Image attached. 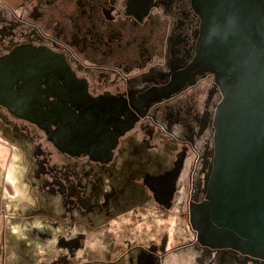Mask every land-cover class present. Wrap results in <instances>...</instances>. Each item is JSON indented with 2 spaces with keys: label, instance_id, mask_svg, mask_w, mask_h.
Here are the masks:
<instances>
[{
  "label": "flooded vegetation",
  "instance_id": "flooded-vegetation-1",
  "mask_svg": "<svg viewBox=\"0 0 264 264\" xmlns=\"http://www.w3.org/2000/svg\"><path fill=\"white\" fill-rule=\"evenodd\" d=\"M201 2L0 0V59L18 49L49 50L63 57L92 97L115 99L118 110L125 105L128 116L137 118L110 159L100 163L59 150L44 131L0 105L2 131L32 144L26 171L23 152H14L5 178L13 188L0 189V264L10 263L6 256L15 241L19 257L12 264H74L80 250L88 251L83 242L98 219L108 221L127 210L134 215L145 201L156 210L170 209L186 167L185 213L194 237L183 248L192 247L200 264H264L246 261L230 248L202 246L190 224V209L204 201L213 170L214 118L222 99L220 78L196 60ZM164 141L168 164L155 159ZM177 169L171 206L165 208L158 194L163 191L155 195L150 188L161 187L158 177ZM1 194L4 201L33 203L24 201L9 214ZM125 242L126 254L112 258L106 252L105 264H118L124 255L127 262L119 264H162L171 249L167 235L158 242ZM34 245L43 254L37 262L31 256Z\"/></svg>",
  "mask_w": 264,
  "mask_h": 264
},
{
  "label": "water",
  "instance_id": "water-1",
  "mask_svg": "<svg viewBox=\"0 0 264 264\" xmlns=\"http://www.w3.org/2000/svg\"><path fill=\"white\" fill-rule=\"evenodd\" d=\"M200 60L220 78L215 155L204 201L190 209L198 242L264 262V0H201ZM18 49L0 59V105L36 125L59 150L107 162L137 120L92 97L62 56ZM121 121V123H117ZM179 170L159 176L171 206Z\"/></svg>",
  "mask_w": 264,
  "mask_h": 264
},
{
  "label": "rangeland",
  "instance_id": "rangeland-1",
  "mask_svg": "<svg viewBox=\"0 0 264 264\" xmlns=\"http://www.w3.org/2000/svg\"><path fill=\"white\" fill-rule=\"evenodd\" d=\"M130 133L132 132H129L128 134ZM5 134L6 133H4L2 131V128L0 127L1 193L5 191V185H7L5 186V188H13L12 184L6 181L7 179H5L11 163V159L13 157V153L16 151H20L21 153L23 152V171H26L29 161L27 159V155H29V151L32 147V144L30 142H27L26 140L19 141L11 137V132H7L6 137H4ZM137 135L140 136V133L137 132ZM38 141L40 140H35V143H37ZM198 144H201L200 146L202 147V143L200 141ZM125 146L126 145H124V147ZM165 146V141L158 144V148H156V150L158 151V156L155 159L157 161L163 162L164 164H168L167 162H169L171 155L170 152H165ZM191 155H189L188 158H191ZM153 169H155L154 166L151 168V170ZM187 172L188 168L186 167L179 179V193L175 197L173 206L166 212L156 210L154 205H150L148 201H145L143 202V204H141V206L136 207L138 209V212L134 215L131 210H127L117 214V216L109 219L108 221L106 220L103 222L102 220L98 219L92 229L88 230L86 238L83 242L84 247H87L88 251L83 253V249L80 250L78 256L74 260V264H105L103 258H105L106 252H109V255L112 258L120 255V252H126L127 243L125 242V240L134 243L145 244L149 240L158 242L160 237L163 235H167L168 246L170 245L171 249L167 251V254H165V256L163 257L162 264H200L197 261V256L199 254L192 247L183 248L185 244L194 237L193 232L189 228L185 213L186 201L184 200H186L185 190L187 189L184 188V183L187 178ZM3 176H5V183L8 182L9 186L8 184L4 183ZM22 184L24 185V182ZM10 193L11 192H9L8 196L14 195V193ZM4 197L5 195L1 194V203L3 204V206H5V209L9 214L12 211L15 212V210H18V208H20L21 206H24V201L33 203V200H31L30 197H28L30 201L27 199H20L15 202L11 201L10 198L7 201H4ZM180 200L183 203H180ZM14 245L6 256V258L10 260L9 264H12L14 261L16 263V261H18V242L15 241ZM33 250L34 251L31 253V256L33 260L37 262V258L41 255L43 256V254H40V251L39 249H37L36 245L33 246ZM85 253L86 255H91L92 259L90 261L86 258ZM115 261L118 264L120 262H127L126 255L123 256V260L118 259Z\"/></svg>",
  "mask_w": 264,
  "mask_h": 264
},
{
  "label": "bare ground",
  "instance_id": "bare-ground-1",
  "mask_svg": "<svg viewBox=\"0 0 264 264\" xmlns=\"http://www.w3.org/2000/svg\"><path fill=\"white\" fill-rule=\"evenodd\" d=\"M19 53H21V54H24V57H28V56H30L29 55V53H30V51H29V49H24L23 51H19ZM103 103L109 108V111H111V112H113V111H116V110H118V105H116V100L115 99H105V98H103ZM128 111L125 113V115H123V119H125V120H127V119H130V118H132V117H129L128 116ZM117 123H121V121H118Z\"/></svg>",
  "mask_w": 264,
  "mask_h": 264
},
{
  "label": "crops",
  "instance_id": "crops-1",
  "mask_svg": "<svg viewBox=\"0 0 264 264\" xmlns=\"http://www.w3.org/2000/svg\"><path fill=\"white\" fill-rule=\"evenodd\" d=\"M158 210V209H157Z\"/></svg>",
  "mask_w": 264,
  "mask_h": 264
}]
</instances>
